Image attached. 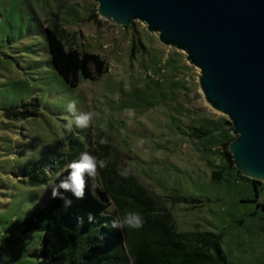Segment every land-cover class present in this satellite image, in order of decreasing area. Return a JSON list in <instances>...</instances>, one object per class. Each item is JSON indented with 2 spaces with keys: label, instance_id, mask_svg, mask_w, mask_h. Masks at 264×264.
I'll use <instances>...</instances> for the list:
<instances>
[{
  "label": "rangeland",
  "instance_id": "rangeland-1",
  "mask_svg": "<svg viewBox=\"0 0 264 264\" xmlns=\"http://www.w3.org/2000/svg\"><path fill=\"white\" fill-rule=\"evenodd\" d=\"M53 21L65 30L68 47L98 53L107 71L76 87L66 84L53 68L45 38L44 27ZM198 75L184 51L163 45L141 21L122 26L101 17L94 0H0L4 264L36 263L31 252L42 231L25 230L24 217L49 200L55 174L35 172V162L67 153L74 135L94 155L100 134L110 137L118 168H130L163 198L177 231L219 233L230 264H264V182L255 189L221 153L231 124L204 100ZM69 101L76 102L77 114H94L89 127L67 128ZM23 103L37 114H5L22 110ZM30 175L45 180L32 183ZM93 179L99 182L98 171ZM178 194L197 200L176 202Z\"/></svg>",
  "mask_w": 264,
  "mask_h": 264
},
{
  "label": "trees",
  "instance_id": "trees-1",
  "mask_svg": "<svg viewBox=\"0 0 264 264\" xmlns=\"http://www.w3.org/2000/svg\"><path fill=\"white\" fill-rule=\"evenodd\" d=\"M44 30L53 68L69 86L76 87L81 79H95L107 71L106 61L98 53L68 47L65 30L56 21L46 25ZM32 105L37 107L35 103ZM27 106L28 103H23L22 110L7 109L5 114L23 118L35 116V107L27 109ZM101 137H106L108 143L101 145ZM232 138L228 132L221 146V153L231 166L228 144ZM84 151L85 144L74 135L69 140L67 153L35 162L34 171L54 173V184L58 183L67 176L66 165ZM94 155L110 159L106 168H98L99 182L85 176L83 199L65 192L63 195L72 200V204L65 207L63 200L50 196L43 208L35 207L24 217L25 230L42 231L39 245L31 252L36 258L35 264H230L221 247L219 233L198 229L177 231L163 198L150 193L131 174L127 179L117 174L119 168L113 158L110 137L98 135ZM29 180L42 183L45 179L30 175ZM252 181L256 189L259 182ZM177 196L176 202L197 200ZM111 203L113 209L109 208ZM125 210L140 212L145 221L143 227L138 230L111 228V221Z\"/></svg>",
  "mask_w": 264,
  "mask_h": 264
},
{
  "label": "water",
  "instance_id": "water-1",
  "mask_svg": "<svg viewBox=\"0 0 264 264\" xmlns=\"http://www.w3.org/2000/svg\"><path fill=\"white\" fill-rule=\"evenodd\" d=\"M97 13L138 20L199 69L204 100L231 124L239 173L264 182V0H94ZM5 252L0 247V264Z\"/></svg>",
  "mask_w": 264,
  "mask_h": 264
},
{
  "label": "clouds",
  "instance_id": "clouds-1",
  "mask_svg": "<svg viewBox=\"0 0 264 264\" xmlns=\"http://www.w3.org/2000/svg\"><path fill=\"white\" fill-rule=\"evenodd\" d=\"M66 110L72 114L71 119H67V128H87L90 126L93 113L84 112L77 114L76 102L69 101L66 105ZM101 145L108 143L106 137H101L99 140ZM110 158H99L92 155L90 152H81L79 158L70 161L66 168L68 171L67 176L59 180L58 183L51 185V197L59 198L64 201L65 207L72 204V200L63 195L65 192H71L76 199H83L86 187L85 176L89 178H95L98 168L104 169L108 166ZM120 177L127 179L131 174V170L128 167H122L117 173ZM63 190V191H61ZM89 219L93 218L89 216ZM144 217L138 211L125 210L122 215H118L111 221V228L117 230L133 229L138 230L144 225Z\"/></svg>",
  "mask_w": 264,
  "mask_h": 264
}]
</instances>
